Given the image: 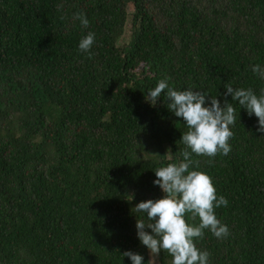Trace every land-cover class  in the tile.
<instances>
[{
	"label": "trees",
	"instance_id": "1",
	"mask_svg": "<svg viewBox=\"0 0 264 264\" xmlns=\"http://www.w3.org/2000/svg\"><path fill=\"white\" fill-rule=\"evenodd\" d=\"M0 264H264V0H0Z\"/></svg>",
	"mask_w": 264,
	"mask_h": 264
}]
</instances>
